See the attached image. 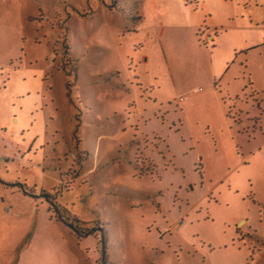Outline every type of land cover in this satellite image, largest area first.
<instances>
[{"label": "rangeland", "instance_id": "obj_1", "mask_svg": "<svg viewBox=\"0 0 264 264\" xmlns=\"http://www.w3.org/2000/svg\"><path fill=\"white\" fill-rule=\"evenodd\" d=\"M101 228L108 264H264V0H0V264Z\"/></svg>", "mask_w": 264, "mask_h": 264}, {"label": "trees", "instance_id": "obj_2", "mask_svg": "<svg viewBox=\"0 0 264 264\" xmlns=\"http://www.w3.org/2000/svg\"><path fill=\"white\" fill-rule=\"evenodd\" d=\"M63 48H64V52L63 54H66L67 55V58H66V62L64 63L63 65V71L66 73V76L67 77H70V74L71 73V70H73L72 68H70V63L73 62L75 67H74V80L73 81H70L69 79L66 80V89H67V92H68V97L72 100L71 96H72V93H73V88L75 86V82L78 80L79 78V69L77 64H80V61L79 60H73L72 56H71V52L73 49L71 48V46L69 45L68 43V40H67V37L65 38L64 40V44H63ZM48 197V196H47ZM54 206V205H53ZM58 206H55V211L57 212L59 209ZM58 217L59 219L64 223L66 224L67 226H69L70 228H72L75 233L79 236V237H87L88 235H96L93 233V230H83V229H80L78 226H75L73 225L71 222H69L68 219L64 218L63 215L60 214V212H58ZM100 232L103 233V228H101L99 230ZM102 245V254L100 253L99 254V259L97 260L96 264H108L107 263V260H108V255L106 254V251H108V244H107V240H106V236L104 235V233L102 234V237L101 239L99 240V245ZM107 258V259H106Z\"/></svg>", "mask_w": 264, "mask_h": 264}]
</instances>
